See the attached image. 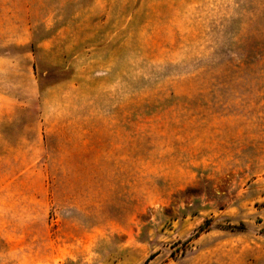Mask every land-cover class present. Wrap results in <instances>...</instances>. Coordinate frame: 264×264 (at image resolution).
Here are the masks:
<instances>
[{"label":"rangeland","instance_id":"374dc122","mask_svg":"<svg viewBox=\"0 0 264 264\" xmlns=\"http://www.w3.org/2000/svg\"><path fill=\"white\" fill-rule=\"evenodd\" d=\"M0 264H264V0H0Z\"/></svg>","mask_w":264,"mask_h":264}]
</instances>
